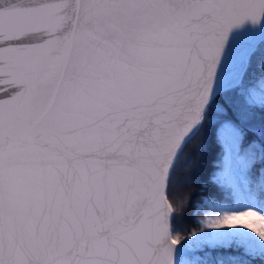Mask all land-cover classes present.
Instances as JSON below:
<instances>
[{"label":"snow or ice","instance_id":"1","mask_svg":"<svg viewBox=\"0 0 264 264\" xmlns=\"http://www.w3.org/2000/svg\"><path fill=\"white\" fill-rule=\"evenodd\" d=\"M240 208L264 213V0H0V264H264Z\"/></svg>","mask_w":264,"mask_h":264},{"label":"trees","instance_id":"2","mask_svg":"<svg viewBox=\"0 0 264 264\" xmlns=\"http://www.w3.org/2000/svg\"><path fill=\"white\" fill-rule=\"evenodd\" d=\"M207 160L211 159V153L208 154V156L206 157ZM192 193H193V205H197L199 202V194L201 192H204L206 197L208 198H212L214 201L217 200L219 202L222 203H226V202H233L234 199L230 198L227 196L226 193H221L219 191H217L215 188H208L207 190L202 189L200 187L199 184H196L193 186V188L191 189ZM204 218V209L197 212L196 207L190 206L187 210H186V214H185V220L186 222H188V226L189 227H194V225L191 223V221L193 219L195 220H200Z\"/></svg>","mask_w":264,"mask_h":264},{"label":"rangeland","instance_id":"3","mask_svg":"<svg viewBox=\"0 0 264 264\" xmlns=\"http://www.w3.org/2000/svg\"><path fill=\"white\" fill-rule=\"evenodd\" d=\"M217 205L221 206L222 208H226V209H234L236 208V202L235 200L233 202H226V203H222L219 202L217 200L214 201ZM207 211V209H204V212ZM239 211H256L258 215H262L264 213H261L257 208H240L236 214H239ZM245 222H252V219L249 218V220L245 221ZM250 231V229H249Z\"/></svg>","mask_w":264,"mask_h":264}]
</instances>
